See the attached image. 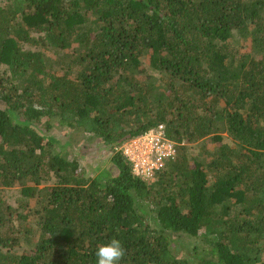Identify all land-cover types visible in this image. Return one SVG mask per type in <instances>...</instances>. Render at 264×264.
Here are the masks:
<instances>
[{
  "label": "trees",
  "instance_id": "trees-1",
  "mask_svg": "<svg viewBox=\"0 0 264 264\" xmlns=\"http://www.w3.org/2000/svg\"><path fill=\"white\" fill-rule=\"evenodd\" d=\"M160 126L149 182L124 151ZM112 239L119 264H264V0H0V264Z\"/></svg>",
  "mask_w": 264,
  "mask_h": 264
},
{
  "label": "built area",
  "instance_id": "built-area-1",
  "mask_svg": "<svg viewBox=\"0 0 264 264\" xmlns=\"http://www.w3.org/2000/svg\"><path fill=\"white\" fill-rule=\"evenodd\" d=\"M132 143L125 147L124 153L133 163L135 175L149 182L154 181L156 172L176 156V144L165 137L163 126L145 133L134 145Z\"/></svg>",
  "mask_w": 264,
  "mask_h": 264
},
{
  "label": "rangeland",
  "instance_id": "rangeland-1",
  "mask_svg": "<svg viewBox=\"0 0 264 264\" xmlns=\"http://www.w3.org/2000/svg\"><path fill=\"white\" fill-rule=\"evenodd\" d=\"M61 130V129H60ZM60 130L55 129L51 132V134H55L58 136L61 142L65 143L68 140V136L64 135L65 132H59ZM50 134V135H51ZM74 143V142H73ZM87 141H84L82 138L78 141L77 144H73L72 147H69L65 152L69 155V158H76L85 168L86 173L93 177L94 175L98 174V172L102 169H105L107 167L108 159L105 155H98L96 158H89L86 156H81L82 153L86 152L88 148L90 147L91 143H87ZM131 145V144H130ZM127 146V147H130ZM134 145V142L132 143ZM50 185V184H47ZM22 185H17L13 189L5 190L4 194L8 202L11 206L17 207L16 203V197L19 195L18 193L21 190ZM175 250L180 252L181 255L186 256V254L193 255V253L190 251L192 246V241L183 238V241H177ZM206 247V246H203ZM21 252V250H19Z\"/></svg>",
  "mask_w": 264,
  "mask_h": 264
},
{
  "label": "clouds",
  "instance_id": "clouds-1",
  "mask_svg": "<svg viewBox=\"0 0 264 264\" xmlns=\"http://www.w3.org/2000/svg\"><path fill=\"white\" fill-rule=\"evenodd\" d=\"M97 264H119L125 256V249L119 239H112L107 245L99 246Z\"/></svg>",
  "mask_w": 264,
  "mask_h": 264
}]
</instances>
